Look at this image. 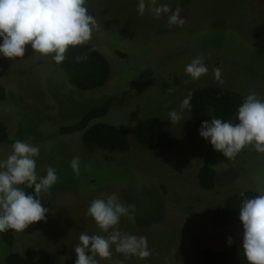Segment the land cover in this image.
<instances>
[{"label":"rangeland","instance_id":"374dc122","mask_svg":"<svg viewBox=\"0 0 264 264\" xmlns=\"http://www.w3.org/2000/svg\"><path fill=\"white\" fill-rule=\"evenodd\" d=\"M159 2L179 7L184 26L168 27L167 16H139L137 0H88L98 27L87 43L110 65V77L99 89H75L50 57L37 59L30 46L24 58L0 57V84L7 93L0 121L9 134L0 144V159L17 137L40 147V175L51 166L59 176L45 195L49 212L40 228L17 233L11 248L0 235V264L10 252L19 253L23 264H74L81 232L105 235L86 215L90 202L111 194L135 205L134 217H122L119 229L147 237L151 255L124 260L113 252L102 264H190L204 246L219 250L228 237L233 243L242 240L241 225L220 227L214 215L230 195L264 189V154L246 149L227 159L193 130L195 123L211 120L208 109L185 110L177 124L168 112L179 110L189 91L215 84L264 97V0ZM198 55L205 57L209 73L186 82L185 66ZM216 67L223 84L214 78ZM106 101L110 107L101 121L127 130L150 117L168 120L172 146L153 150L130 141L127 152L108 153L89 149L80 134L60 133ZM74 156L81 160L79 174L70 167ZM202 164L216 172L212 190L197 185Z\"/></svg>","mask_w":264,"mask_h":264},{"label":"clouds","instance_id":"9594fccd","mask_svg":"<svg viewBox=\"0 0 264 264\" xmlns=\"http://www.w3.org/2000/svg\"><path fill=\"white\" fill-rule=\"evenodd\" d=\"M88 0H0V57L10 60L24 58L27 46L37 59L48 58L59 65L69 48L90 41L98 21L88 10ZM136 12L144 16L151 13L154 19L167 16V26L183 27L186 23L181 9L173 10L159 0H137ZM209 73L203 55L186 64V82H198ZM217 82L223 84L219 67L213 69ZM192 92L179 102V110L171 109L168 118L173 124L183 120L185 110L192 112ZM211 120L202 121L198 134L210 143L214 151L227 159H235L242 151L251 149L264 154V97L250 91L238 107L236 122L225 121L211 114ZM41 149L28 141L15 140L6 159H0V233L9 230L21 233L30 225L45 220L49 210L41 197L50 194L59 181L57 170L48 166L45 175L37 171ZM80 157L74 156L70 167L79 174ZM32 189V192L26 190ZM239 207L238 220L242 226L240 248L247 264H264V189L247 197L245 192ZM135 205L106 195L92 200L86 215L91 217L101 233L81 232L74 246V264H100L113 252L123 256L147 259L151 255L147 237L122 232V217H134ZM228 245L233 238H227ZM123 264V261L120 262Z\"/></svg>","mask_w":264,"mask_h":264},{"label":"trees","instance_id":"16d2710c","mask_svg":"<svg viewBox=\"0 0 264 264\" xmlns=\"http://www.w3.org/2000/svg\"><path fill=\"white\" fill-rule=\"evenodd\" d=\"M65 60L57 65L51 58V65L62 70L70 85L79 91H93L106 84L110 77V65L106 57L94 46L85 43L69 48ZM192 111L201 112L211 110V114L225 121L236 122L235 114L241 105L244 95L222 85H210L191 90ZM188 95V94H187ZM7 93L0 84V103H5ZM110 102L89 109L75 123L60 128L61 134H80L81 141L89 148H100L108 153H125L130 148V141L148 148L159 149L171 147L173 144L172 131L168 120L158 117L143 119L133 126L123 130L109 123L101 121L109 111ZM202 122L193 125L198 134ZM199 135V134H198ZM17 139V137H16ZM14 139V140H16ZM9 141L8 129L0 121V144ZM197 185L203 190H212L216 186V172L207 164L198 169ZM32 192V189L26 190ZM247 197L257 195L251 190L243 191ZM236 192L226 198L222 207L215 213L214 221L220 227H236L241 225L238 220L239 207L242 197ZM42 204L47 209L49 202L45 195L41 197ZM47 215V214H46ZM42 221L30 225L24 233L37 231ZM17 232L9 230L0 233L3 242L11 248ZM242 240L215 250L211 246H204L196 252L195 259L190 264H247L240 245ZM23 257L17 252H10L5 258V264H23ZM102 264V263H100Z\"/></svg>","mask_w":264,"mask_h":264}]
</instances>
